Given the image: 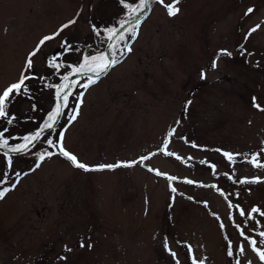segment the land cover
<instances>
[{
    "label": "rangeland",
    "instance_id": "obj_1",
    "mask_svg": "<svg viewBox=\"0 0 264 264\" xmlns=\"http://www.w3.org/2000/svg\"><path fill=\"white\" fill-rule=\"evenodd\" d=\"M176 7L179 11L169 16L166 7L154 4L138 35L126 41L131 51L114 40L115 53L108 52L122 62L87 90L74 89L73 97L83 92L79 114L70 124L67 115L60 120L67 129L65 150L90 167L157 155L139 166L84 171L42 140L28 155L9 154V170L0 149V181L8 174L0 188L21 173L15 189L0 199V264H175L164 240L179 264H191L193 255L206 257L204 264H233L225 235L237 264H264L246 241L238 251L243 238L219 194L223 191L246 214L258 208L247 225L239 209L231 215L264 251L251 232L256 220L264 231V168L254 166L264 164V111L253 106L255 97L264 108V0H179ZM124 16L119 0H0V92L18 82L27 55L42 37L76 19L33 57L35 78L25 82L31 95H16L10 108L16 121L0 118V131L10 143L36 129L53 106L54 89L46 85L59 82V75L48 60L54 57L66 73L81 52L107 55L103 29L119 27ZM93 25L102 33L99 38ZM126 27L122 32L130 33L132 26ZM65 38L73 48L65 47ZM74 80L86 82L81 76ZM72 106L70 98L66 113ZM170 129L175 134L164 151L172 157L161 153ZM44 149L56 154L32 171L37 151ZM215 149L232 153L235 162ZM254 154L255 162H248ZM148 168L177 177L172 183L177 191ZM186 179L196 183H183Z\"/></svg>",
    "mask_w": 264,
    "mask_h": 264
},
{
    "label": "snow or ice",
    "instance_id": "obj_2",
    "mask_svg": "<svg viewBox=\"0 0 264 264\" xmlns=\"http://www.w3.org/2000/svg\"><path fill=\"white\" fill-rule=\"evenodd\" d=\"M119 2L122 5V7L126 10V16L118 20L117 23L119 27L106 26L103 29V33H106L107 46L110 50H113V53H115V46L112 43L114 40H119L120 42L124 43L125 47H127L128 50L131 51V48L130 46L127 45L126 41L129 37L135 38L138 35L139 24L141 21V13L143 11L150 9L154 4H162L164 7H166L169 16H174L179 11V8L176 7V4L179 3V0H172V3L170 5H164L163 0H139L138 3H136L135 0H132V2H125V0H119ZM248 11L251 12L252 9H249ZM79 15L80 13L78 12L77 17ZM75 23H76V19L74 18L68 23L62 25L61 28L56 33L42 37L38 42L36 48L27 55L25 65L21 71L18 82L12 83L5 90L0 92V118L5 119L7 124H12L14 121H16V117L14 115H10V108L12 103H14V97L16 95H31L29 84H26L25 82L35 78L33 57L37 55V53L40 50V47L44 45L46 41L53 40L54 37L60 35L61 31L69 28L70 25H73ZM125 25L132 26L130 33L126 31L122 32V30L125 29ZM255 30L256 29L254 28L251 31H255ZM93 31L98 38L102 34L101 31L95 25H93ZM251 31L249 35L251 34ZM64 45L69 49L73 48L72 45L67 44L66 38L64 40ZM222 54L231 55L230 53H227L224 50H222ZM54 61H55L54 57L50 58L48 60V65L52 69L53 74L59 75V82L54 84L48 83L46 85V87L49 90L54 89L53 106L46 113L45 118L42 120V122L38 125L36 129L26 134H22L19 137H14L13 139L16 141L15 143H10L9 139L5 138L4 131H0V149L5 150L4 155L7 157V167L9 170L11 169L13 163V158L9 154L28 155L33 148H36L38 144H41L42 140L44 143H46L49 146V148L57 149L58 154L64 157L65 159H67L74 167L82 169L84 171H100L104 169H114L120 166H125V167H130L133 165L139 166V164L148 161L152 156L157 155V153H150L149 155H143L139 158L138 161H132L131 163L119 162L116 164H100L95 167H90L85 163L79 162L74 154H72L70 151L65 150L63 146V142L65 139L64 132L67 129L64 125H60L59 122L61 118L65 115H67L68 118L67 122L69 124L76 119V116L79 114V108L82 103V97H83V92H78L73 97L74 89L83 88L84 90H87L91 85L97 82L101 74L106 73L109 68L114 67L117 63H120L121 61L116 57L115 54H113L112 58L109 59V57L103 51H97L95 54H86L84 52H81L80 60L74 61L71 64L66 65L68 69L66 73H61L60 72L61 65ZM211 67L212 68L216 67L215 62L212 63ZM73 76L85 77L86 82L79 84L76 80L72 78ZM202 78H203V73H202ZM70 98H73V106L71 107V110L66 113L64 110L69 106ZM186 103L191 104V101H187ZM253 106L256 107L258 110L264 111V108H262L258 103H256L255 97H253ZM58 127L64 128V131L57 132L56 129ZM174 134H175V129H170L167 133L166 138L163 141V149H161V153L168 157H172L175 155L171 151H164L165 149L168 148L170 138L173 137ZM48 137H55V139ZM181 139H185V142L189 143L186 140V138L181 137ZM191 147L196 148L198 146L194 142H191ZM214 151L217 153L222 152V155L226 157L229 160V162H233V163L235 162L232 153L227 151H222L221 149H215ZM54 154L56 153L52 151H48L47 149L38 150L36 153L38 159L35 162V167L32 168L31 170L35 171L36 168L40 167L41 162H43L46 157L51 158V156ZM244 155L247 156L248 154H244ZM257 155L258 154H254L252 161H248V162L254 163L257 158ZM175 158L177 160L182 159L178 155H176ZM200 163L203 164L206 163V161L202 160L200 161ZM254 166L264 168V164H254ZM211 167L215 168V164H212ZM148 171H155L157 176H164L169 183V187L171 191L173 193L177 191L175 187H172V183L177 180V177L171 175H165L152 168H148ZM27 174L28 173H24V175ZM20 176L21 173L16 172L15 183L10 184V186L8 187L0 188V199H3L7 192L15 189L16 185L19 183ZM255 182L256 180L240 181V183L242 184L255 183ZM0 183L3 184L8 183L7 172L4 174L3 180L0 181ZM183 183H186L188 185H193L196 182H194L191 179H186L183 181ZM199 186L204 188H213V189L217 188L216 185L200 184ZM219 194L228 202V208L230 211L229 220L233 222V226L238 231L239 236L243 238L242 241L237 242L238 251L243 252L244 250L243 241H246L252 247V250L257 253L259 259L261 261H264V251L260 250V248L257 247L258 244L257 239L253 238L251 234L246 235L245 228L241 227L240 223H235L231 215V211L233 209H239L238 215L244 218L243 223L244 225H247L248 220L252 218V213H257L259 211L258 208L253 207L250 210V212L246 214L243 209H240L239 204H233L231 201H229L228 197L225 195L223 191H220ZM235 195L238 196L239 194L236 193ZM188 198L192 199L191 197ZM203 204L204 207L207 209L208 208L207 200H205ZM211 214L218 221L220 220V217L216 213H211ZM261 215H264V213H261ZM255 224L257 225V227L251 229V232H254L260 238L259 244L261 246H264V231L259 230L260 221L256 220ZM219 226L222 230L225 228L223 223H220ZM225 240L227 242L225 245L227 255L229 257H233V264H237V261L234 257L232 241L226 235H225ZM83 246H84L83 243H81V247ZM88 246L91 247L90 244ZM163 246L170 251V254L172 255L175 261V264H179V260L176 259L177 253L169 248V244L167 240L163 241ZM66 251H71V249H68L66 247ZM187 252L189 254L193 252V249L190 245H187ZM61 259H64V257H61ZM206 259L207 258L204 257L198 260V258L193 255L191 256V264H204V260Z\"/></svg>",
    "mask_w": 264,
    "mask_h": 264
},
{
    "label": "water",
    "instance_id": "obj_3",
    "mask_svg": "<svg viewBox=\"0 0 264 264\" xmlns=\"http://www.w3.org/2000/svg\"><path fill=\"white\" fill-rule=\"evenodd\" d=\"M104 74V73H103Z\"/></svg>",
    "mask_w": 264,
    "mask_h": 264
}]
</instances>
